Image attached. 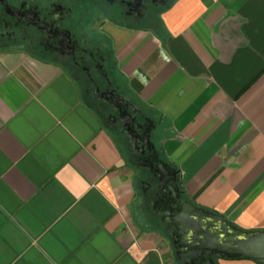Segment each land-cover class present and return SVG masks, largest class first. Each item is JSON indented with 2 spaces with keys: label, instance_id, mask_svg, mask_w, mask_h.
<instances>
[{
  "label": "crops",
  "instance_id": "1",
  "mask_svg": "<svg viewBox=\"0 0 264 264\" xmlns=\"http://www.w3.org/2000/svg\"><path fill=\"white\" fill-rule=\"evenodd\" d=\"M107 32L186 197L264 228V0H174L153 28ZM169 237L68 71L0 53V264H180Z\"/></svg>",
  "mask_w": 264,
  "mask_h": 264
},
{
  "label": "flooded vegetation",
  "instance_id": "2",
  "mask_svg": "<svg viewBox=\"0 0 264 264\" xmlns=\"http://www.w3.org/2000/svg\"><path fill=\"white\" fill-rule=\"evenodd\" d=\"M173 1L0 0V53L54 62L68 71L85 103L121 142L135 167L143 219L169 234L168 219L175 213L169 209L187 197L179 172L176 180L162 182L160 164L177 170L159 142L166 128L116 71L107 29L153 28ZM172 182L174 191L169 187Z\"/></svg>",
  "mask_w": 264,
  "mask_h": 264
},
{
  "label": "water",
  "instance_id": "3",
  "mask_svg": "<svg viewBox=\"0 0 264 264\" xmlns=\"http://www.w3.org/2000/svg\"><path fill=\"white\" fill-rule=\"evenodd\" d=\"M160 167L162 182L177 179L175 168L164 163ZM169 187L175 190L173 182ZM173 210L175 213L168 219L172 223L169 238L181 264H219V259H250L264 264V228L238 227L223 214L187 198L178 200L169 212Z\"/></svg>",
  "mask_w": 264,
  "mask_h": 264
},
{
  "label": "trees",
  "instance_id": "4",
  "mask_svg": "<svg viewBox=\"0 0 264 264\" xmlns=\"http://www.w3.org/2000/svg\"><path fill=\"white\" fill-rule=\"evenodd\" d=\"M116 138V137H115ZM117 139V138H116ZM117 141L119 142V144L121 145V148L123 149L124 153H125V149L123 148V145L121 144V142L117 139ZM171 163V162H170ZM172 164V163H171ZM173 165V164H172ZM174 166V165H173ZM168 233V232H167ZM169 234V233H168Z\"/></svg>",
  "mask_w": 264,
  "mask_h": 264
},
{
  "label": "rangeland",
  "instance_id": "5",
  "mask_svg": "<svg viewBox=\"0 0 264 264\" xmlns=\"http://www.w3.org/2000/svg\"><path fill=\"white\" fill-rule=\"evenodd\" d=\"M164 136H165V135H163V136L159 137V142H162V141H163V139H164Z\"/></svg>",
  "mask_w": 264,
  "mask_h": 264
}]
</instances>
